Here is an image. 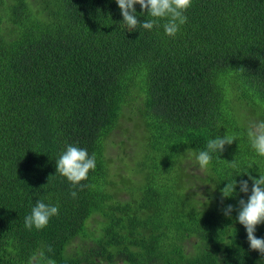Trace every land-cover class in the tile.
Here are the masks:
<instances>
[{
  "label": "trees",
  "instance_id": "obj_1",
  "mask_svg": "<svg viewBox=\"0 0 264 264\" xmlns=\"http://www.w3.org/2000/svg\"><path fill=\"white\" fill-rule=\"evenodd\" d=\"M135 9L158 26L129 31L115 0H0V264H264L238 222L264 174L247 137L264 119V0H192L174 37ZM227 133L208 169L188 159ZM67 145L96 156L83 190L56 174ZM38 200L59 214L29 230Z\"/></svg>",
  "mask_w": 264,
  "mask_h": 264
},
{
  "label": "clouds",
  "instance_id": "obj_2",
  "mask_svg": "<svg viewBox=\"0 0 264 264\" xmlns=\"http://www.w3.org/2000/svg\"><path fill=\"white\" fill-rule=\"evenodd\" d=\"M115 2L121 10L123 23L128 27L129 31H134L138 25L146 30H151L154 26H158L157 19L146 20L142 24L138 21L135 5L139 4L150 17L167 18V22L163 24V28L165 34L169 37H174L179 31L180 26L187 23V17L184 13L192 4V0H115ZM247 137L252 149L260 157H264V119L250 122L247 128ZM234 141H236L235 134L229 135L227 133L224 137L217 136L215 139L207 141L206 150L194 151L189 148L187 150V157L188 159L194 158L200 171H204L208 169L213 159V154L223 152L225 145H231ZM229 164L235 168L236 159ZM95 168V154L93 153L89 156L86 149L73 145H67L66 150L60 154L56 161V174L65 177L74 188L81 186V190L84 187L81 185V182L86 180L89 172ZM259 175V179L249 176V179L252 180L251 194L247 201L243 199L239 200L238 222L246 229L250 248L253 251H258L261 257L264 258V239L257 238L255 235L257 226L264 224V174ZM236 187V180L228 182L226 187L221 189L222 197H232ZM240 190L245 194L249 192L248 181L242 180L240 182ZM71 195L73 198H76L77 193L72 191ZM198 196L201 195L198 194ZM233 210V207L228 205L224 210V214L230 216ZM58 214V205L54 206L46 204L43 200H38L32 208L31 213L25 217V227L29 230L33 227L38 230L43 229L48 225L50 218ZM49 251H51L50 248ZM43 259V252L34 253L30 257L28 264H40V261ZM46 264H55V261L48 259L46 260Z\"/></svg>",
  "mask_w": 264,
  "mask_h": 264
},
{
  "label": "rangeland",
  "instance_id": "obj_3",
  "mask_svg": "<svg viewBox=\"0 0 264 264\" xmlns=\"http://www.w3.org/2000/svg\"><path fill=\"white\" fill-rule=\"evenodd\" d=\"M118 139L121 140V141H124V140H125V139L122 138V137H119ZM117 163L121 164L122 162H121V161H117Z\"/></svg>",
  "mask_w": 264,
  "mask_h": 264
}]
</instances>
